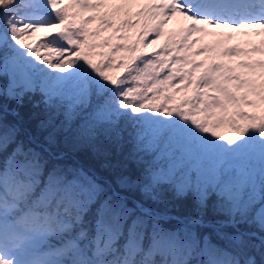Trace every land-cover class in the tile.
Listing matches in <instances>:
<instances>
[{
    "label": "snow or ice",
    "instance_id": "1",
    "mask_svg": "<svg viewBox=\"0 0 264 264\" xmlns=\"http://www.w3.org/2000/svg\"><path fill=\"white\" fill-rule=\"evenodd\" d=\"M134 3L0 0V264H264V0Z\"/></svg>",
    "mask_w": 264,
    "mask_h": 264
},
{
    "label": "trees",
    "instance_id": "2",
    "mask_svg": "<svg viewBox=\"0 0 264 264\" xmlns=\"http://www.w3.org/2000/svg\"><path fill=\"white\" fill-rule=\"evenodd\" d=\"M163 40L159 41L156 45H154V49L158 50L159 47L163 44ZM152 52V51H150ZM149 52V53H150ZM7 83V79L4 78H0V84H6ZM41 97L39 94L33 95L30 98H26L25 99V107L20 109L21 113L24 115H27V113H29L30 111H32V104L33 103H39ZM9 107L14 108L15 107V103L14 102H10L9 103ZM37 111L39 109H36ZM13 118L11 116H9V120H12ZM35 122H31L29 124H26L25 127L29 130L34 132L35 131ZM21 138L25 140V142L27 143V134L22 132L21 134ZM127 139V134L126 137ZM58 145L55 149V151L57 152H63L64 155L62 157V159L58 160V161H54L55 163H58L61 165V167H63L65 170L68 169H83L87 174L92 175L93 173L95 174L97 181L99 183H101L102 185H104L106 180H109L111 178V173L108 169L102 167L103 164V158L102 157H97L93 154L92 150L88 147H76L74 146L71 141L69 140L68 143H65V136L64 134H60L58 136ZM41 141H42V137H41ZM13 146L9 147V152L12 150ZM34 147V145H33ZM131 145H126V149L130 148ZM39 151V149H37ZM45 158H47V154L45 153ZM151 160V156L150 155H145L143 157V163L146 165L149 161ZM52 163V161H50V164ZM129 170L132 171L134 174L137 173L139 171V165L135 162H130L129 163ZM45 172H47V169L45 170ZM124 192H121V195H124ZM166 198L171 200L172 198V193L171 192H167L166 194ZM133 198H139L138 194H134ZM132 206V202L131 199L129 201V207ZM215 242V241H214ZM196 258L194 257V260Z\"/></svg>",
    "mask_w": 264,
    "mask_h": 264
},
{
    "label": "rangeland",
    "instance_id": "3",
    "mask_svg": "<svg viewBox=\"0 0 264 264\" xmlns=\"http://www.w3.org/2000/svg\"><path fill=\"white\" fill-rule=\"evenodd\" d=\"M148 3H149V0H135V3L132 5V9L131 10H132L133 13L138 12L142 7H144ZM178 27H179V24L176 21H172L166 26L164 31L166 33H170V32H173L174 30H176ZM224 31H228V30H224ZM151 38L152 37L149 36V40ZM194 38H198V37H194ZM261 40H264V37H250V38L249 37H239L238 39L232 41V44L233 45L239 44L241 46H244L245 42L250 41L251 44L259 46L260 43H261ZM204 42L205 43H212L213 42V38L207 37V38H205ZM153 50H154V45L151 48L147 49L148 52L153 51ZM198 59H203V57H199ZM254 59H264V56L257 55V56L254 57Z\"/></svg>",
    "mask_w": 264,
    "mask_h": 264
}]
</instances>
